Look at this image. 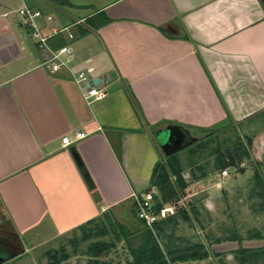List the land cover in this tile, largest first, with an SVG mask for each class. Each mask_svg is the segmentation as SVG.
Here are the masks:
<instances>
[{
    "label": "crops",
    "instance_id": "obj_1",
    "mask_svg": "<svg viewBox=\"0 0 264 264\" xmlns=\"http://www.w3.org/2000/svg\"><path fill=\"white\" fill-rule=\"evenodd\" d=\"M22 1L41 12L36 24L48 38L39 47L31 31L30 58L24 23L13 28L0 12V264L105 212L128 226L123 209L132 192L147 191L160 160L158 129L207 128L228 116L238 123L264 111L259 0ZM64 45L72 63L50 71L43 62ZM79 70L99 79L103 97L85 101L73 80Z\"/></svg>",
    "mask_w": 264,
    "mask_h": 264
},
{
    "label": "rangeland",
    "instance_id": "obj_2",
    "mask_svg": "<svg viewBox=\"0 0 264 264\" xmlns=\"http://www.w3.org/2000/svg\"><path fill=\"white\" fill-rule=\"evenodd\" d=\"M7 22L14 28L17 22L24 23L21 38L24 47L32 59L36 56L31 28L25 24V18L18 13L24 4L22 0H6ZM21 62L24 63V60ZM90 75V73H89ZM189 128V127H188ZM192 128V127H191ZM189 128L202 147L196 148L193 156L188 148L177 152L183 168V176L188 183L178 206L191 205L196 209L190 222L179 221L174 228L175 243H202L208 251L205 258L188 260L175 264H240L239 249L260 250L258 256L250 258L245 264H264V151L255 155L254 142L259 135H264V111L242 122H235L229 116L219 125L203 129ZM241 143L248 155H243L240 163L225 168L227 174L213 166L215 154L211 148H233ZM160 152V159L163 155ZM260 160V161H258ZM258 173V175H256ZM131 208L123 209L122 222L128 225L127 231L116 228V234L107 233L78 243L73 251L71 239L81 236L75 229L66 234L48 239L42 245L30 250L21 259L9 264H50L46 255L48 250L64 247L69 257L58 264H90L86 249L89 243L104 241L109 245L108 253L102 255L108 264H131V249H137L143 242L142 221ZM170 229L167 230L169 233ZM163 246V239H158ZM53 254V251L51 252Z\"/></svg>",
    "mask_w": 264,
    "mask_h": 264
},
{
    "label": "trees",
    "instance_id": "obj_3",
    "mask_svg": "<svg viewBox=\"0 0 264 264\" xmlns=\"http://www.w3.org/2000/svg\"><path fill=\"white\" fill-rule=\"evenodd\" d=\"M59 5H70L69 0H50ZM104 21L109 20L103 11L100 12ZM191 128V127H189ZM193 128V127H192ZM191 128V129H192ZM195 128V127H194ZM197 128V127H196ZM203 129V128H197ZM202 147L199 142L196 148ZM191 156L194 155L196 148L187 147ZM210 153L215 154L213 166L218 170H224L227 167L235 166L240 163L243 155H248L247 150L239 142L233 148L220 149L219 147L211 148ZM258 175V173H256ZM155 187L157 195L155 197V211H158L165 204L175 205L174 213L154 222L152 227L146 225L141 219L144 226L142 232V244L137 249H131V264H175L188 260H199L207 256L208 251L202 243H175L178 239L174 236L173 230L179 221L190 222L192 214H196V209L191 205L178 206V202L184 195L188 183L183 176V168L177 153L168 157H163L157 161L152 169L150 185ZM134 210V209H133ZM116 228L121 231H127V227L119 223L110 213L105 212L100 216L90 219L79 225L76 229L81 231V236L77 239H71L73 242V251L76 250L78 243L88 241L93 237L103 236L109 232L116 234ZM170 229L169 233L167 230ZM162 238L164 245L159 243ZM53 251V254L51 252ZM109 245L104 241H94L89 243L86 253L90 264H108L102 255L108 253ZM238 259L240 264L247 263L250 258L256 257L260 250L239 249ZM46 255L51 259L50 264H58L60 261L69 257L68 252L62 246L58 250H48Z\"/></svg>",
    "mask_w": 264,
    "mask_h": 264
},
{
    "label": "built area",
    "instance_id": "obj_4",
    "mask_svg": "<svg viewBox=\"0 0 264 264\" xmlns=\"http://www.w3.org/2000/svg\"><path fill=\"white\" fill-rule=\"evenodd\" d=\"M18 13L24 17L28 24H30L32 30V37L39 47H46V40L48 36L44 35L40 28L36 24V19L41 16V12L37 9L28 8L27 6L20 7ZM6 15V13H4ZM50 19V17H48ZM59 30L53 28L51 35L56 34ZM72 55L69 47L64 45L57 51L51 52L50 56L43 62V65L50 71L56 72L63 67H69L72 63ZM88 70H79L73 74V80L78 85H83L85 91L83 92V98L87 103H90L92 99L101 98L105 95V91L98 88V83H92V78L89 75ZM84 136L83 132L75 133V139H79ZM61 142L64 145L72 143L70 136L66 135L61 138ZM222 176L227 174V170L221 171ZM157 190L155 187H151L149 190L139 193L132 192L131 198L133 203V209L138 218L142 219L146 225L152 227L153 223L161 218H164L175 211V205L165 204L158 211H155V197Z\"/></svg>",
    "mask_w": 264,
    "mask_h": 264
},
{
    "label": "water",
    "instance_id": "obj_5",
    "mask_svg": "<svg viewBox=\"0 0 264 264\" xmlns=\"http://www.w3.org/2000/svg\"><path fill=\"white\" fill-rule=\"evenodd\" d=\"M264 9V0H259ZM98 78H93L92 83H98ZM155 138L157 144L162 152L163 157H168L181 150L194 144L198 138L192 135L190 130L181 124H168L164 128H160L156 131ZM70 151L75 159V162L83 176V179L88 188L94 187L93 181L82 162L77 150L74 146L70 148Z\"/></svg>",
    "mask_w": 264,
    "mask_h": 264
},
{
    "label": "flooded vegetation",
    "instance_id": "obj_6",
    "mask_svg": "<svg viewBox=\"0 0 264 264\" xmlns=\"http://www.w3.org/2000/svg\"><path fill=\"white\" fill-rule=\"evenodd\" d=\"M190 132H191V130H190ZM191 134H192V132H191ZM254 146H255V148L257 150L256 153H255L256 156L263 153V151H264V135H259L257 137V140L254 142ZM258 157H260V155ZM258 161H260V160H258Z\"/></svg>",
    "mask_w": 264,
    "mask_h": 264
}]
</instances>
